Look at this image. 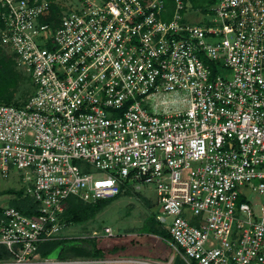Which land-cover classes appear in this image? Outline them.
Masks as SVG:
<instances>
[{
	"label": "built area",
	"instance_id": "1",
	"mask_svg": "<svg viewBox=\"0 0 264 264\" xmlns=\"http://www.w3.org/2000/svg\"><path fill=\"white\" fill-rule=\"evenodd\" d=\"M203 7L0 0V44L31 87L22 105H0V179L15 171L28 200L27 212L0 204V264H165L40 253L70 238L69 198L126 184L155 191V218L187 262L264 264V203L246 201L264 199V0Z\"/></svg>",
	"mask_w": 264,
	"mask_h": 264
},
{
	"label": "trees",
	"instance_id": "2",
	"mask_svg": "<svg viewBox=\"0 0 264 264\" xmlns=\"http://www.w3.org/2000/svg\"><path fill=\"white\" fill-rule=\"evenodd\" d=\"M204 0H191L195 7L204 10ZM55 10V7L53 8ZM55 12L58 14L57 10ZM0 27L2 23L0 21ZM23 77V74L16 69L13 55L0 44V105H22L25 101L14 100L15 90ZM28 84L30 80L26 77ZM31 88V87H30ZM129 185H125L126 193ZM6 192H16L21 195V190L5 189ZM122 193V194H123ZM121 196L117 195L110 199H98L93 203H84L76 198L68 199V206L65 211V220L75 225H81L89 220H93L96 214L104 208L110 201ZM25 199L24 203H27ZM16 208L22 212H27L24 204ZM156 212L152 211L143 221L139 233L124 234L107 238L88 239H64L60 241H50L40 246V253L43 257H84V258H113V257H138L139 254H147L153 260L165 264H196L194 260L186 261L181 255L183 250L179 247L175 249L171 237L166 230L157 222ZM5 249L0 246V259L6 257Z\"/></svg>",
	"mask_w": 264,
	"mask_h": 264
},
{
	"label": "rangeland",
	"instance_id": "3",
	"mask_svg": "<svg viewBox=\"0 0 264 264\" xmlns=\"http://www.w3.org/2000/svg\"><path fill=\"white\" fill-rule=\"evenodd\" d=\"M164 2L168 8L171 7V0H164ZM195 17H200V20H203V16L201 14L195 15ZM188 20L193 22L195 18L189 16ZM30 91V85L27 82L26 76L23 75L15 90L14 100L17 102L25 100L29 96ZM21 186L22 183L17 179L15 171L9 178L0 179V190L13 189ZM0 195H2L0 204H6L8 206H15V204L22 206L25 201V199L19 198V194L16 192H3ZM246 201L251 206L254 205L256 201L260 202V204L255 206L257 209L256 212L260 213L264 203V199L261 196L250 191L247 194ZM156 202L157 195L152 188L147 186L142 187L141 185H130L126 193H123L121 196L110 201L96 214L93 220H89L81 225H72L65 230V233L70 235V238L68 239L77 240L82 239L81 237L85 235L87 237L90 230H99L102 226H110L114 230V233H116L115 236L124 234H137L139 233V229L141 228L144 219L152 211L156 212L158 210ZM138 257L151 258L149 255L147 256V254H139ZM59 258L61 260H76V258L86 260L84 257L72 258L61 256Z\"/></svg>",
	"mask_w": 264,
	"mask_h": 264
},
{
	"label": "water",
	"instance_id": "4",
	"mask_svg": "<svg viewBox=\"0 0 264 264\" xmlns=\"http://www.w3.org/2000/svg\"><path fill=\"white\" fill-rule=\"evenodd\" d=\"M55 257H58V254H57V255H55Z\"/></svg>",
	"mask_w": 264,
	"mask_h": 264
},
{
	"label": "crops",
	"instance_id": "5",
	"mask_svg": "<svg viewBox=\"0 0 264 264\" xmlns=\"http://www.w3.org/2000/svg\"><path fill=\"white\" fill-rule=\"evenodd\" d=\"M59 258V257H58Z\"/></svg>",
	"mask_w": 264,
	"mask_h": 264
}]
</instances>
